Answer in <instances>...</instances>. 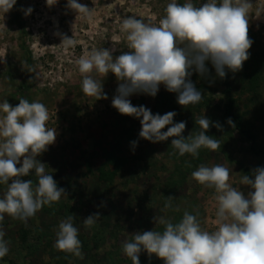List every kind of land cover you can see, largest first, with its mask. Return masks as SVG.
I'll list each match as a JSON object with an SVG mask.
<instances>
[{
	"label": "rangeland",
	"instance_id": "374dc122",
	"mask_svg": "<svg viewBox=\"0 0 264 264\" xmlns=\"http://www.w3.org/2000/svg\"><path fill=\"white\" fill-rule=\"evenodd\" d=\"M78 2L94 8L90 22L76 17L66 7L67 0H57L53 6H48L46 0H16L11 10L0 12V103L7 100L16 106L22 97L46 105L48 127L55 128L56 140L37 159L46 164V171L66 191L59 202L44 206L27 224L5 214L2 230L9 241V253L0 259V264H132L123 254L122 243L136 232L162 231L163 226L156 224L154 217L164 216L178 222L187 210L199 213L204 229L213 231L218 227L214 190L191 178L199 165L227 167L229 183L245 195L251 189L239 184L241 176H251L253 169L264 167L263 156L254 155L251 142L227 123L226 89L210 62H206L208 75L201 77L193 72L190 77L203 96L197 105L180 106L177 94L168 92L163 85L155 97L146 94L129 97L133 105L146 106L153 114L175 111L174 122H186L185 137L199 131L196 118L205 116L219 122L222 130L210 127L206 134L220 139V149L202 148L196 158L190 154L173 155L172 138L158 143L139 138L140 120L121 115L111 106L118 86L114 74L109 73L102 81L107 99L95 100L84 95L75 61L94 48L114 49V57L129 51L125 34L119 28L122 18L135 16L158 24L170 0ZM193 2L200 5L206 0ZM251 3L254 7L249 15V37L253 41L250 57L242 70L229 71V75L235 112L243 127L256 135L257 147L264 149V13L256 15L257 9H264V0ZM29 7L33 11L26 15ZM16 14L21 26L16 23ZM72 28L76 44L65 50L59 46V34L71 37ZM28 66L35 67L39 76L29 72ZM128 129L130 140L120 154L125 160L124 167L112 181H100L98 170L104 163L103 150ZM166 130L167 126L162 131ZM132 141H138L135 148ZM21 179L36 182L34 172ZM5 188L0 185V198ZM168 196L175 199L173 207L165 211ZM177 208L179 211H175ZM95 213L100 215L97 223L85 228L83 219ZM69 214H75L83 259L53 247L59 222ZM139 259L140 264H163L155 255L149 259L146 252Z\"/></svg>",
	"mask_w": 264,
	"mask_h": 264
},
{
	"label": "clouds",
	"instance_id": "9594fccd",
	"mask_svg": "<svg viewBox=\"0 0 264 264\" xmlns=\"http://www.w3.org/2000/svg\"><path fill=\"white\" fill-rule=\"evenodd\" d=\"M53 6L57 0H46ZM16 0H0V12L7 13ZM67 8L76 17L91 21L94 8L78 0H67ZM251 0H206L196 5L193 0H170L158 24L145 22L135 16L123 17L119 28L125 34L127 49L113 56L114 49L94 48L76 61L81 76V91L95 100L107 99L103 91V79L109 73L118 81L111 106L121 115L140 120L139 138L152 143L171 139L173 155L190 154L196 158L202 148L220 149V139L207 135L210 127L222 130L219 122L205 116L195 119L199 131L183 135L186 122H174L177 115L169 111L153 114L146 106H135L129 99L133 94L155 97L161 85L170 93H176L180 106H194L203 100L190 77L193 72L201 77L208 75L206 62H210L216 75L223 79L226 70L236 73L250 57L253 41L249 37ZM33 11L29 7L25 14ZM264 13L257 9L256 15ZM73 35L59 34V46L65 50L76 44ZM36 73L35 67L28 66ZM0 185L6 186L0 198V259L9 253V241L2 230L5 214L27 224L44 206L51 207L66 195L58 187L53 175L46 171V164L37 157L46 152L56 140L55 128L48 127L49 110L36 100L29 102L19 98L16 106L7 100L0 103ZM227 123L235 126L231 118ZM167 126L166 131H162ZM138 141H132L135 148ZM22 161V163H21ZM17 165H21L17 167ZM34 172L32 179L22 180ZM191 178L205 188L213 189L218 227L209 231L202 227L199 213L185 210L178 222L164 216L154 217L163 226L162 231L136 232L122 243L123 254L132 264H140L139 256L146 252L149 259L155 255L163 264H264V167L252 170L251 176L242 175L240 185L251 190L244 194L230 181V170L220 164H201L191 173ZM172 196L166 197L163 210L173 207ZM179 211V209H175ZM99 213L83 219L85 228H92ZM75 214L61 220L53 247L58 251L83 259L82 242L75 226Z\"/></svg>",
	"mask_w": 264,
	"mask_h": 264
},
{
	"label": "trees",
	"instance_id": "16d2710c",
	"mask_svg": "<svg viewBox=\"0 0 264 264\" xmlns=\"http://www.w3.org/2000/svg\"><path fill=\"white\" fill-rule=\"evenodd\" d=\"M16 19V23L21 26L18 22L17 14L14 17ZM226 77L220 79L221 84L225 87V94L227 97V103L225 105L224 115L227 118H231L233 123L235 124L236 129L251 142L250 150L256 156H263L264 160V149L258 148L256 145V135L248 128H244L241 119L237 116L235 112V102L232 97V84H231V76L229 75V71H227ZM130 129L123 130L119 137L116 138L115 142L111 144L108 148L104 149L103 159L104 163L101 169L98 170L99 180L103 182H109L114 179L116 174L122 170L125 165V160L120 156L122 153V148L125 145V142L130 140ZM128 137V138H127ZM90 169V166H87ZM151 260H156L155 258ZM158 264V263H155Z\"/></svg>",
	"mask_w": 264,
	"mask_h": 264
}]
</instances>
